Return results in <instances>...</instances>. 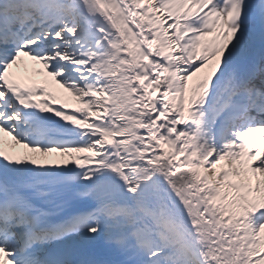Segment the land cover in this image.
<instances>
[{
	"label": "snow or ice",
	"instance_id": "obj_1",
	"mask_svg": "<svg viewBox=\"0 0 264 264\" xmlns=\"http://www.w3.org/2000/svg\"><path fill=\"white\" fill-rule=\"evenodd\" d=\"M0 264H264V0H0Z\"/></svg>",
	"mask_w": 264,
	"mask_h": 264
}]
</instances>
